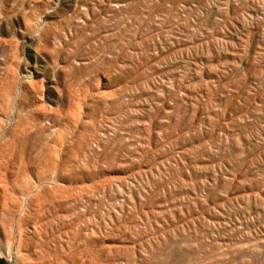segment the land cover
I'll list each match as a JSON object with an SVG mask.
<instances>
[{
	"label": "rangeland",
	"instance_id": "rangeland-1",
	"mask_svg": "<svg viewBox=\"0 0 264 264\" xmlns=\"http://www.w3.org/2000/svg\"><path fill=\"white\" fill-rule=\"evenodd\" d=\"M25 252L264 264V0H0V264Z\"/></svg>",
	"mask_w": 264,
	"mask_h": 264
},
{
	"label": "bare ground",
	"instance_id": "bare-ground-1",
	"mask_svg": "<svg viewBox=\"0 0 264 264\" xmlns=\"http://www.w3.org/2000/svg\"><path fill=\"white\" fill-rule=\"evenodd\" d=\"M26 205V204H25ZM26 206L24 207V210H25ZM28 209V207H27ZM26 214V212L23 213L22 216H24ZM19 226H20V231L21 233L25 232L24 231V226H23V219H20V223H19ZM22 235V234H21ZM22 243H23V237L21 236L20 238V244H21V248H22ZM21 252V251H20ZM26 253V252H25ZM26 257H24L23 255L21 256V259H25L26 261H28V264H31L33 262L32 258L28 255V252L25 254Z\"/></svg>",
	"mask_w": 264,
	"mask_h": 264
}]
</instances>
